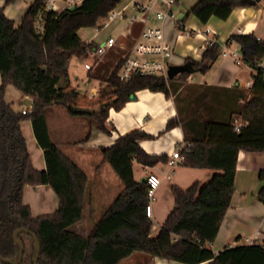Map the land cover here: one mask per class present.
Returning <instances> with one entry per match:
<instances>
[{"label":"trees","instance_id":"obj_1","mask_svg":"<svg viewBox=\"0 0 264 264\" xmlns=\"http://www.w3.org/2000/svg\"><path fill=\"white\" fill-rule=\"evenodd\" d=\"M0 6V256L16 260L19 245L13 239L18 228L32 231L40 243L38 264H117L134 252L149 257L184 264H264V244L256 243L224 247L218 252L209 248L230 205L239 150L264 151V69L257 63L264 59V40L254 33L232 34L228 39L241 49L243 62L255 71L249 93L237 86L220 97L219 89L205 86L203 92L187 100L184 109L177 105L185 92L189 74L172 79L163 76L132 74L124 80L115 68L104 80L96 96L72 87L68 65L72 57H81L96 46L83 41L81 28L99 26L122 0H84L76 7L47 12L43 34L34 30L37 12L44 0H32L19 24L9 18L5 6L15 0H2ZM241 0H197L186 12L202 24L211 17L226 19ZM215 43L202 51L200 60L186 57L205 73L220 55ZM89 75V78H92ZM33 99L31 111H14L4 98L7 85ZM162 92L176 103L177 115L167 120L165 130L183 128L188 143L180 164L187 168L217 170L205 183L194 182L187 188L170 186L173 207L151 236L153 221L146 215L149 202L146 178L134 179L133 162L152 167L167 164L165 153L149 154L139 142L153 138L140 129L120 135L115 143L100 149L103 162L108 163L122 183V189L102 212L86 234L70 229L82 217L86 191V174L70 157L52 142L47 126L46 110L61 106L71 117L84 118L89 127L109 134L105 124L110 108L120 110L126 102L136 99L139 90ZM220 95V96H219ZM247 98V99H246ZM243 99V103L239 100ZM30 119L37 144L42 148L46 168L38 170L31 164L20 123ZM239 123L238 130H235ZM90 131L84 137L89 138ZM83 140V141H84ZM19 177V182H17ZM48 184L59 198L54 213L33 217L30 207L22 202L25 185ZM19 189L11 195L14 186ZM258 197L264 202V188ZM17 237L24 243L20 264H33L34 238L25 232ZM1 263V261H0Z\"/></svg>","mask_w":264,"mask_h":264},{"label":"crops","instance_id":"obj_2","mask_svg":"<svg viewBox=\"0 0 264 264\" xmlns=\"http://www.w3.org/2000/svg\"><path fill=\"white\" fill-rule=\"evenodd\" d=\"M136 1L147 2L148 0ZM177 1L176 10L180 13V2ZM28 3L27 0H15L5 6L4 12L17 25L21 21ZM258 3L254 6L235 7L224 20L211 17L205 24H202L195 16L190 15L185 19L184 24L186 23L185 25L192 29L209 27L216 33L218 42L222 45L230 35L237 33H254L257 38L264 40V6L261 7ZM262 4L264 5V2ZM2 5L3 1L0 0V6ZM118 8H120L119 5ZM183 16L184 14H182ZM115 20L118 21V24L114 28L115 31L110 35L118 33L121 28L122 23L118 19L107 23H112ZM165 29L174 48V54L171 58L172 64L183 63L186 61V57L200 60L202 54V51L199 50L202 44L201 37L188 36L170 24H167ZM91 41L94 40L91 39ZM79 69L78 66L70 68L68 65L70 84L72 87L87 92L90 97L96 96L99 93L100 78L95 77L97 74H89L82 68L87 80L84 81L81 78L80 82H75L73 76ZM251 69L250 65L244 62L236 63L230 55L220 54L205 73L201 72L200 77L193 75L195 72L189 74L186 85L191 87L185 92L187 95L185 98H178L177 105L184 109L187 104L186 101L188 99L193 100L196 97L195 94L203 92L205 86L217 87L220 95L222 94L219 95L220 97L225 96L229 92L228 90L236 86L249 93L250 90L246 88V83L252 81V75L255 73ZM245 71L248 73L242 78ZM89 75L93 77L89 78ZM81 83H85L84 86H81ZM4 98L14 111H21L23 108L32 106L33 103L30 96L23 95L19 89L10 84L6 86ZM243 101V99L239 100L240 103ZM176 115L177 107L172 98L167 99L162 92H152L147 89L139 90L136 93V99L126 102L122 109H109L105 121L110 130L109 134L99 131L94 125L89 127L84 118L69 116L61 106H52L46 110L50 139L63 154L70 157L84 171L87 178L82 217L70 227L71 230L86 236L90 227L94 225L93 223L122 189L118 175L113 169L106 167V162H103L100 149L110 146L115 143L120 135L137 128L153 136L151 139H144L139 142L144 151L152 155L165 153L169 157L174 147L184 142L181 126H175L164 131L167 120ZM32 124L30 119H23L20 128L29 156H31L32 166L38 170H44L46 168L44 153L37 144ZM88 131H90L89 138L84 140ZM135 162H133V176H135ZM139 165L142 173L139 177L135 176L134 179H145L150 172L158 175L161 179L160 186L154 192L157 197L154 196L151 203V219L157 222V225L152 226L151 236L157 234L160 224L173 207V194L170 191L172 184L186 188L187 185L194 182L205 183L217 172V170L207 168H187L180 164L175 167L163 163H158L152 167ZM170 180L171 183H167L161 188L164 181ZM262 188H264V151L239 150L233 183V197H231L230 205L219 225L214 241L209 244L211 250L218 252L227 246L264 244V202L258 197ZM154 200L155 205H153ZM22 202L29 205L31 215L37 217L54 213L58 207L59 198L48 184L25 185L22 189ZM134 256H138L137 261L139 262L137 264H184L167 261L159 257H149L147 254L140 255L137 252L120 260L117 264L133 259ZM208 262L198 264H207Z\"/></svg>","mask_w":264,"mask_h":264},{"label":"built area","instance_id":"obj_3","mask_svg":"<svg viewBox=\"0 0 264 264\" xmlns=\"http://www.w3.org/2000/svg\"><path fill=\"white\" fill-rule=\"evenodd\" d=\"M84 0H44L42 9H40L34 20V30L37 34H43L45 29V15L47 12H61L77 5ZM264 2V0H260ZM177 0H148L140 2L130 0L124 6L113 9L106 22L114 19L121 21L122 25L118 33L109 35L101 42L96 43L93 49L87 50L92 61L83 65L87 73L94 71L106 60L108 56L111 64L104 65L100 69V76L109 77L110 73L117 68V75L120 79H128L132 74L157 75L168 78L167 71L172 65L171 58L174 54V48L166 35L165 26L170 24L180 32L192 37H201L202 44L199 50L203 51L207 46L218 43L220 45L221 55H230L236 63L243 62V56L240 46L231 39H227L223 45L218 42L216 33L209 27L204 29H192L181 22L180 13L176 10ZM97 33V32H96ZM88 42H91L89 40ZM264 59L257 63L258 67L264 69ZM179 76V75H178ZM253 81L246 83V88L251 90ZM32 106L21 109L25 114L31 111ZM239 123H236L235 130H238ZM188 143L183 142L174 147L168 157L167 164L175 167L183 162ZM148 185L149 202L146 205V215L152 217L151 200L154 192L161 184L158 175L150 172L146 175Z\"/></svg>","mask_w":264,"mask_h":264},{"label":"rangeland","instance_id":"obj_4","mask_svg":"<svg viewBox=\"0 0 264 264\" xmlns=\"http://www.w3.org/2000/svg\"><path fill=\"white\" fill-rule=\"evenodd\" d=\"M29 3L32 0H27ZM129 0H122L121 3L119 4V6H124ZM180 4V13L182 14H187L186 12L188 11V9L196 2V0H179ZM28 3V4H29ZM263 2L258 3L259 6H264L262 4ZM190 16V15H189ZM188 16V17H189ZM187 17V18H188ZM186 18V19H187ZM118 24V21H113L112 23H107L106 21H103L99 26H92V27H85V28H81L78 31V35L79 37L83 40V41H87V40H94L95 42H101L102 40H104L106 37H108L111 33H113L115 31V26ZM186 24V23H185ZM188 27V26H187ZM175 30V29H174ZM176 31V30H175ZM97 32V33H96ZM117 32V31H116ZM192 56V55H191ZM91 62L92 58L87 54H83L81 57H72V59H70V68H74V67H80L79 71L76 72V74H74L73 76V80H75V82L79 81L82 78L84 81L87 80V78L85 77L86 75L83 72V65L86 62ZM111 64V62L109 60H105L104 62H102L99 66H96L94 68V71L91 72V74H97V76L100 78L99 80H104L106 77H102L100 76V69L105 65H109ZM253 70V69H251ZM248 73V71H245L242 75V78H244V76ZM202 73L200 71L195 72L193 75H195L196 77H200ZM206 78V76H205ZM100 83V82H99ZM85 83H81V86H84ZM26 107V105H24ZM106 167H108L109 169H112L111 166H109L107 163L105 164ZM134 170H135V176L139 177L140 173H142V170L140 168V165L137 164L136 162L134 163ZM172 181H164L161 188L163 187V185L167 184V183H171ZM189 186V185H187ZM186 186V188H187ZM155 198L157 197V194H154ZM152 203V200H151ZM156 202L155 200L153 201V205H155ZM153 225H157V222L155 220H153ZM137 254L140 255H146L143 252H137ZM137 257L138 256H134L133 259L127 260L126 262H122L121 264H137L139 261H137ZM0 264H4V263H0Z\"/></svg>","mask_w":264,"mask_h":264},{"label":"water","instance_id":"obj_5","mask_svg":"<svg viewBox=\"0 0 264 264\" xmlns=\"http://www.w3.org/2000/svg\"><path fill=\"white\" fill-rule=\"evenodd\" d=\"M260 2V0H241L242 4L249 5V6H254L256 3ZM182 17V14L180 15ZM194 63H192L191 60H186L183 63L180 64H172L169 66L167 75L169 79H172L181 73H187L191 74L197 71V69L193 66ZM17 182H19V177H17ZM19 186L15 185L14 189L11 191V195L16 196L18 192ZM19 232H25L26 234L30 235L32 238H34V243H35V256L33 258V264H38L37 260L38 257L40 256V243L38 241V238L36 235L30 231L27 228H18L13 232V239L14 241L19 245V256L16 260H10L7 258H4L0 256V261L4 264H19L22 260V256L24 253V244L22 240H20L17 235Z\"/></svg>","mask_w":264,"mask_h":264},{"label":"flooded vegetation","instance_id":"obj_6","mask_svg":"<svg viewBox=\"0 0 264 264\" xmlns=\"http://www.w3.org/2000/svg\"><path fill=\"white\" fill-rule=\"evenodd\" d=\"M23 228V227H22ZM21 240V239H20ZM23 242V241H22ZM24 244V243H23ZM22 258H23V256H22ZM34 258V257H33ZM22 261V260H21ZM32 261H33V259H32ZM20 264V263H19Z\"/></svg>","mask_w":264,"mask_h":264}]
</instances>
